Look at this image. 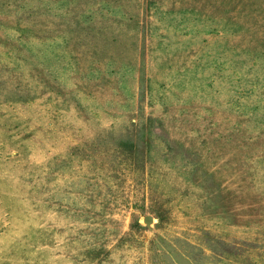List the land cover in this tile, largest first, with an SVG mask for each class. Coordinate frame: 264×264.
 <instances>
[{
	"label": "rangeland",
	"instance_id": "1",
	"mask_svg": "<svg viewBox=\"0 0 264 264\" xmlns=\"http://www.w3.org/2000/svg\"><path fill=\"white\" fill-rule=\"evenodd\" d=\"M0 264H264V0H0Z\"/></svg>",
	"mask_w": 264,
	"mask_h": 264
},
{
	"label": "water",
	"instance_id": "2",
	"mask_svg": "<svg viewBox=\"0 0 264 264\" xmlns=\"http://www.w3.org/2000/svg\"><path fill=\"white\" fill-rule=\"evenodd\" d=\"M145 220H146L147 223H151L152 217L148 216V217L145 218Z\"/></svg>",
	"mask_w": 264,
	"mask_h": 264
}]
</instances>
